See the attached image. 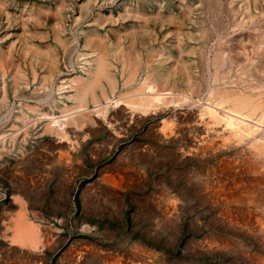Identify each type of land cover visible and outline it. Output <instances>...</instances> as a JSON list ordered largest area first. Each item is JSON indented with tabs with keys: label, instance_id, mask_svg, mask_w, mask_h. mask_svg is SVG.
Returning <instances> with one entry per match:
<instances>
[{
	"label": "rangeland",
	"instance_id": "rangeland-1",
	"mask_svg": "<svg viewBox=\"0 0 264 264\" xmlns=\"http://www.w3.org/2000/svg\"><path fill=\"white\" fill-rule=\"evenodd\" d=\"M0 264H264V0H0Z\"/></svg>",
	"mask_w": 264,
	"mask_h": 264
},
{
	"label": "bare ground",
	"instance_id": "bare-ground-1",
	"mask_svg": "<svg viewBox=\"0 0 264 264\" xmlns=\"http://www.w3.org/2000/svg\"><path fill=\"white\" fill-rule=\"evenodd\" d=\"M123 62V61H122ZM97 66V65H96ZM135 70H136V66L135 65H132L131 66V70L129 72V80L127 81H130L133 76H134V73H135ZM94 76L93 77H90V79H87V81H84V82H81L80 86H82V89H78L80 90V101L82 102L85 97L87 95H92V92L94 91L93 88L99 84V79H101L102 77H106L107 79H109L110 81V84H113V81L112 79H110V76L108 74V66L106 65V61L101 57L99 60H98V66L95 70V72H93ZM104 79V78H103ZM78 83V82H77ZM99 86V85H98ZM97 87V86H96ZM148 89V88H147ZM217 95V94H216ZM77 96V95H76ZM243 97V96H242ZM96 99V98H95ZM249 99V98H248ZM246 99L245 97L244 98H241L240 96L236 98H234L235 101L238 102V104H241V105H244V106H247V104H249V100ZM137 100V99H136ZM216 101V100H215ZM220 101V100H219ZM234 101V102H235ZM236 103V102H235ZM252 105V103H251ZM255 106V105H254ZM255 108V107H253ZM252 108V109H253ZM258 108V107H257ZM256 108V109H257ZM238 109V108H237ZM241 110H243L242 108H240ZM249 109V108H248ZM248 109H246L245 111H247ZM251 109V111H253ZM250 110V109H249ZM248 110V111H249ZM247 111V112H248ZM250 114V113H249ZM247 113V115H249ZM197 115V114H196ZM245 115V114H244ZM209 116V115H208ZM212 116V115H211ZM250 116V115H249ZM225 117V116H224ZM237 117V116H236ZM248 117V116H247ZM227 117H225L226 119ZM239 119V118H238ZM241 119V118H240ZM243 119V118H242ZM216 120V119H215ZM233 120L235 121L236 119L233 118ZM228 122V121H227ZM226 122V123H227ZM233 122V121H232ZM219 123V122H218ZM224 123V122H223ZM238 123V121H237ZM240 123V122H239ZM230 124V123H228ZM224 125V124H223ZM240 125V124H239ZM245 125V124H244ZM244 127V126H243ZM252 127L254 126H249V125H246V128H245V133H249L250 131H253L254 129H252ZM202 132V131H201ZM242 132V131H241ZM256 132V131H255ZM232 133V132H231ZM240 133V132H239ZM246 133V135H247ZM253 134V133H251ZM249 134V136L251 135ZM235 135V134H234ZM244 135V133H243ZM261 137V136H260ZM263 141V140H262ZM251 142H253V140H251ZM202 143V142H200ZM253 143H256V142H253ZM251 144V143H250ZM256 145V144H254ZM209 146V145H208ZM260 146V145H259ZM260 148V147H259ZM263 150V149H261ZM236 157V156H235ZM231 161V160H230ZM238 161V160H237ZM258 162V161H257ZM238 163V162H237ZM237 165V164H236ZM244 167V166H243ZM250 167V166H249ZM253 167V166H252ZM230 169V168H229ZM228 169V170H229ZM253 169V168H252ZM236 170V169H235ZM234 170V171H235ZM257 170V169H256ZM243 171V170H242ZM255 178V177H254ZM258 179V178H257ZM233 181V180H232ZM243 182V181H242ZM249 183V182H248ZM256 186V185H255ZM263 186V185H262ZM249 191V190H248ZM238 194V193H237ZM234 197V196H233ZM241 197V196H240ZM40 229V228H39ZM11 231H12V240H14L15 242L21 244V245H30V246H36V244L38 243V231L37 229L27 220V218L25 217V214L23 212L22 209H20L16 216L14 217L12 223H11ZM46 239V238H45ZM11 242V241H10ZM79 257V256H77ZM78 260V259H77Z\"/></svg>",
	"mask_w": 264,
	"mask_h": 264
}]
</instances>
